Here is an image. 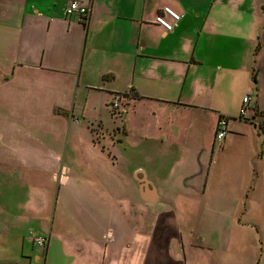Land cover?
Wrapping results in <instances>:
<instances>
[{"label":"crops","instance_id":"obj_1","mask_svg":"<svg viewBox=\"0 0 264 264\" xmlns=\"http://www.w3.org/2000/svg\"><path fill=\"white\" fill-rule=\"evenodd\" d=\"M259 123L264 0H0V264H264Z\"/></svg>","mask_w":264,"mask_h":264},{"label":"built area","instance_id":"obj_2","mask_svg":"<svg viewBox=\"0 0 264 264\" xmlns=\"http://www.w3.org/2000/svg\"><path fill=\"white\" fill-rule=\"evenodd\" d=\"M66 13L67 16L78 14L80 15L81 22L86 23L89 15H91L92 13V8L90 7V4L81 3L80 1H72L67 7ZM182 16L183 15L176 9L166 5L160 8L158 13L154 16L153 22L161 26V28L165 32H170L173 31L174 28L178 25ZM126 95L127 94H117L108 104V110L111 116L117 121L120 120L121 115L126 111V108H128ZM250 96V94H247L241 99V105L240 110L238 111V115L242 119H248L247 112L250 108ZM259 125L264 127L263 123H259ZM228 126V116L219 114L217 116L216 126L214 128L215 141L220 143L224 141L228 133ZM29 238L33 243L38 245V248L40 249H46L49 244V238L40 235L36 231L31 230L29 232Z\"/></svg>","mask_w":264,"mask_h":264},{"label":"rangeland","instance_id":"obj_3","mask_svg":"<svg viewBox=\"0 0 264 264\" xmlns=\"http://www.w3.org/2000/svg\"><path fill=\"white\" fill-rule=\"evenodd\" d=\"M33 228H37V227H33ZM30 232V231H29Z\"/></svg>","mask_w":264,"mask_h":264}]
</instances>
